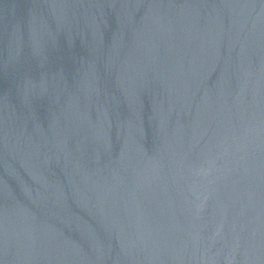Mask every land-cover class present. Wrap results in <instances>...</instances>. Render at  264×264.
Segmentation results:
<instances>
[{
	"label": "water",
	"instance_id": "1",
	"mask_svg": "<svg viewBox=\"0 0 264 264\" xmlns=\"http://www.w3.org/2000/svg\"><path fill=\"white\" fill-rule=\"evenodd\" d=\"M0 264H264V0H0Z\"/></svg>",
	"mask_w": 264,
	"mask_h": 264
}]
</instances>
